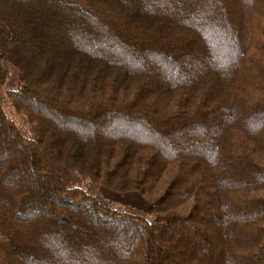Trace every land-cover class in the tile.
<instances>
[{"label": "trees", "instance_id": "1", "mask_svg": "<svg viewBox=\"0 0 264 264\" xmlns=\"http://www.w3.org/2000/svg\"><path fill=\"white\" fill-rule=\"evenodd\" d=\"M0 264H264V0H0Z\"/></svg>", "mask_w": 264, "mask_h": 264}, {"label": "rangeland", "instance_id": "2", "mask_svg": "<svg viewBox=\"0 0 264 264\" xmlns=\"http://www.w3.org/2000/svg\"><path fill=\"white\" fill-rule=\"evenodd\" d=\"M95 194L117 207H133L146 213L149 209L147 200L138 192L118 193L104 187H99ZM149 219H152L151 215Z\"/></svg>", "mask_w": 264, "mask_h": 264}]
</instances>
